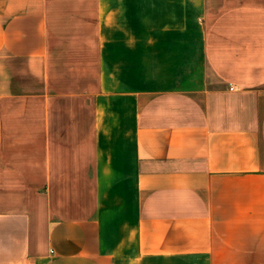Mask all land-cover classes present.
Returning <instances> with one entry per match:
<instances>
[{"label":"crops","instance_id":"1","mask_svg":"<svg viewBox=\"0 0 264 264\" xmlns=\"http://www.w3.org/2000/svg\"><path fill=\"white\" fill-rule=\"evenodd\" d=\"M0 264H264V0H0Z\"/></svg>","mask_w":264,"mask_h":264}]
</instances>
